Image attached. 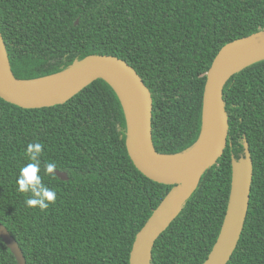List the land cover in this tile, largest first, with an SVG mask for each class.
I'll list each match as a JSON object with an SVG mask.
<instances>
[{"label":"trees","instance_id":"16d2710c","mask_svg":"<svg viewBox=\"0 0 264 264\" xmlns=\"http://www.w3.org/2000/svg\"><path fill=\"white\" fill-rule=\"evenodd\" d=\"M77 21H79L78 24ZM0 30L19 80L67 70L90 55L129 63L151 92L152 140L163 155L197 142L206 74L226 44L264 30V0H0ZM227 146L157 239L152 264H203L219 235L231 158L249 145L253 179L244 228L227 264H264V61L224 87ZM122 104L104 80L65 103L23 109L0 98V223L27 264H130L137 234L171 186L146 178L126 146ZM45 145L68 181L46 211L17 191L28 143ZM0 264H18L0 238Z\"/></svg>","mask_w":264,"mask_h":264},{"label":"water","instance_id":"95a60500","mask_svg":"<svg viewBox=\"0 0 264 264\" xmlns=\"http://www.w3.org/2000/svg\"><path fill=\"white\" fill-rule=\"evenodd\" d=\"M261 61H264V30L234 40L219 50L206 74L198 140L190 150L176 155H163L155 150L151 92L139 73L115 56L90 55L76 60L64 72L38 80H19L0 30V98L23 109H43L64 105L98 80H104L113 88L125 113L126 146L132 162L146 178L171 186L137 234L130 256V264H152L155 242L180 214L201 177L216 165L227 146L229 124L224 87L234 75ZM243 148V156L238 160L231 158L226 213L216 242L203 264H227L240 240L253 179V162L246 140ZM55 174L63 181L69 180L67 173L56 171ZM0 238L18 264H27L18 242L2 223Z\"/></svg>","mask_w":264,"mask_h":264},{"label":"clouds","instance_id":"9594fccd","mask_svg":"<svg viewBox=\"0 0 264 264\" xmlns=\"http://www.w3.org/2000/svg\"><path fill=\"white\" fill-rule=\"evenodd\" d=\"M44 149L45 145L41 142L28 143L24 153L28 162L20 167L16 180L17 191L26 194V207L40 211L49 209L57 198L56 191L44 183V177H56L54 172L58 166L55 162H45L42 167Z\"/></svg>","mask_w":264,"mask_h":264}]
</instances>
